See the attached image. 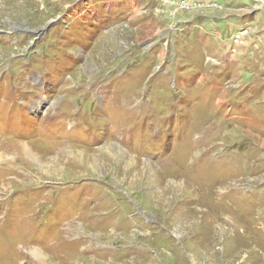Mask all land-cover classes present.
Segmentation results:
<instances>
[{
    "label": "rangeland",
    "instance_id": "374dc122",
    "mask_svg": "<svg viewBox=\"0 0 264 264\" xmlns=\"http://www.w3.org/2000/svg\"><path fill=\"white\" fill-rule=\"evenodd\" d=\"M179 1L0 0V264H264L254 2Z\"/></svg>",
    "mask_w": 264,
    "mask_h": 264
},
{
    "label": "crops",
    "instance_id": "0c3cea01",
    "mask_svg": "<svg viewBox=\"0 0 264 264\" xmlns=\"http://www.w3.org/2000/svg\"><path fill=\"white\" fill-rule=\"evenodd\" d=\"M253 2L256 10L250 11L253 7L247 6V12L244 13L242 17L245 19L248 17L250 21H246L249 22V25L236 31H240L244 35L243 38L245 40L243 43L252 45L250 50H253V52H257L259 54L262 49L261 46H264V0H253Z\"/></svg>",
    "mask_w": 264,
    "mask_h": 264
},
{
    "label": "built area",
    "instance_id": "2783aa9c",
    "mask_svg": "<svg viewBox=\"0 0 264 264\" xmlns=\"http://www.w3.org/2000/svg\"><path fill=\"white\" fill-rule=\"evenodd\" d=\"M185 1H182L181 0V2L179 1L178 3V5L180 6V7H184V6H187V5H185V3H184ZM177 3V2H176ZM242 33L240 32V31H238V32H235L234 34H232L230 37H231V39L233 40V43L235 44V45H237V43H239V42H241V37H240V35H241ZM233 51H235V48H233Z\"/></svg>",
    "mask_w": 264,
    "mask_h": 264
},
{
    "label": "bare ground",
    "instance_id": "6f19581e",
    "mask_svg": "<svg viewBox=\"0 0 264 264\" xmlns=\"http://www.w3.org/2000/svg\"><path fill=\"white\" fill-rule=\"evenodd\" d=\"M1 158H2V154L0 153V160H2ZM38 252H39V251H38ZM39 256H40V255H39L38 253L35 252V257L38 258ZM43 256H44V255H43ZM43 256H42V257H43Z\"/></svg>",
    "mask_w": 264,
    "mask_h": 264
}]
</instances>
